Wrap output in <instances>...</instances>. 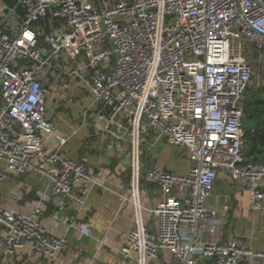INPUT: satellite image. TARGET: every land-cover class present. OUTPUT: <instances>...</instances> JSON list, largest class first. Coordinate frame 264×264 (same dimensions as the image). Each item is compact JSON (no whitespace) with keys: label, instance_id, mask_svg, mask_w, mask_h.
I'll list each match as a JSON object with an SVG mask.
<instances>
[{"label":"built area","instance_id":"obj_1","mask_svg":"<svg viewBox=\"0 0 264 264\" xmlns=\"http://www.w3.org/2000/svg\"><path fill=\"white\" fill-rule=\"evenodd\" d=\"M22 9L14 35L0 33V182L38 173L54 197L81 207L103 169L61 154L67 138L47 118L48 84L62 73L91 96L83 122L113 142L128 143L130 171L138 177L140 145L182 148L186 174L162 167L146 169L160 201L149 209L155 229L138 223L119 251L149 264L166 251L176 264H264V250L235 239L204 240L200 226L227 205L208 207L215 182L240 183L253 212L263 209L264 164L243 154V95L252 69L242 45L264 61V0H18ZM57 28L39 43L35 25ZM249 53V51H248ZM56 148L45 154V138ZM152 146V147H153ZM29 215L0 200V255L31 251L54 259L67 245ZM55 219H57L55 217ZM217 227L207 228L209 236ZM84 232V230H83Z\"/></svg>","mask_w":264,"mask_h":264},{"label":"crops","instance_id":"obj_2","mask_svg":"<svg viewBox=\"0 0 264 264\" xmlns=\"http://www.w3.org/2000/svg\"><path fill=\"white\" fill-rule=\"evenodd\" d=\"M11 2L15 4L11 6ZM21 14L18 0H0V33L14 35ZM56 28L45 21L35 25L40 32L38 40L42 46L45 45V37ZM58 76L53 75L50 84L65 100H50L47 118L53 123L55 132L67 138L61 154L84 163L89 172L103 169L104 176L99 178V182L107 190L91 187L79 207L68 199L54 197L48 181L38 173L0 182V200L5 208L24 215H29L36 207L40 208L41 225L67 240L66 247L54 259L31 251V244L27 242L9 257L0 255V264H137L134 254L123 260L119 251L125 243V236L136 223L148 230L156 227L149 209L160 201V194L154 185L144 182V171L157 166L186 174L190 166L186 153L182 148L165 144L153 146L147 138L140 145V171L135 179L130 171L128 143L113 142L110 137L96 133L88 123H84V112L92 102L90 94L71 77H64L61 85ZM81 94L83 96L79 99ZM75 96L78 99L72 98ZM43 137L46 139L45 154H49L56 148V142L52 137ZM206 204L218 208L227 205L228 211L224 214L219 212L215 219L204 221L199 228V237L218 242L235 239L253 250H264V201L261 211H251L247 192L240 183L232 184L222 178L215 182ZM211 225L217 229L210 237L206 230ZM149 264L176 263L168 252L163 251Z\"/></svg>","mask_w":264,"mask_h":264},{"label":"trees","instance_id":"obj_3","mask_svg":"<svg viewBox=\"0 0 264 264\" xmlns=\"http://www.w3.org/2000/svg\"><path fill=\"white\" fill-rule=\"evenodd\" d=\"M11 6L15 2L9 3ZM243 154L248 161L260 163L264 152V87L248 85L243 95Z\"/></svg>","mask_w":264,"mask_h":264},{"label":"rangeland","instance_id":"obj_4","mask_svg":"<svg viewBox=\"0 0 264 264\" xmlns=\"http://www.w3.org/2000/svg\"><path fill=\"white\" fill-rule=\"evenodd\" d=\"M242 48L244 49V51L246 53V56H245L246 60L251 64L252 75H251V80H250V86L254 87L255 89L264 87V61L254 59L252 52L250 50V47L248 45L244 44V45H242ZM248 51H249V53H248ZM56 76H57V74H56ZM64 77L65 76L62 75V73H60L59 76L57 77V78H59V82L61 83V85L64 84V81H65V79H63ZM48 84L52 85V84H50V78L48 79ZM84 95H86V93H84ZM82 96L83 95L81 94L79 96V99L82 98ZM72 98L75 100L78 99V97L76 98V96L72 97ZM258 162L264 164V152H263L260 160H258ZM171 171H173L175 173H179L178 171H175V170H171Z\"/></svg>","mask_w":264,"mask_h":264}]
</instances>
